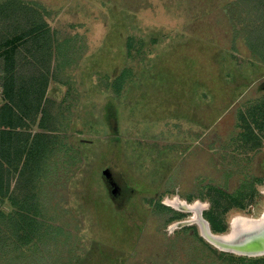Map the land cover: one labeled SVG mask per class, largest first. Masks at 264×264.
<instances>
[{
  "label": "rangeland",
  "instance_id": "obj_1",
  "mask_svg": "<svg viewBox=\"0 0 264 264\" xmlns=\"http://www.w3.org/2000/svg\"><path fill=\"white\" fill-rule=\"evenodd\" d=\"M30 8L59 43L46 94L55 102L47 124L58 131L40 180L21 181L23 193L36 195L30 207L41 223L20 244L0 219V264L264 258L219 249L200 223L212 228L209 212L227 209L214 217L228 232L235 215L258 218L264 210V77L250 87L245 79L257 78L262 65L230 68L231 81H218L227 74L218 70V51L232 53L233 32L248 24L245 12L235 16L231 0H0V17L15 12L31 29ZM251 27L255 53L263 50L253 55L258 61L264 20ZM230 54L228 66L246 61ZM218 110H225L220 119ZM16 152L9 160L19 167L5 163L3 187L9 179L13 189L26 169L28 152ZM174 195L205 209L165 205ZM0 211L18 208L0 193Z\"/></svg>",
  "mask_w": 264,
  "mask_h": 264
},
{
  "label": "trees",
  "instance_id": "obj_2",
  "mask_svg": "<svg viewBox=\"0 0 264 264\" xmlns=\"http://www.w3.org/2000/svg\"><path fill=\"white\" fill-rule=\"evenodd\" d=\"M30 11L36 13V17H30L26 22L31 29L21 27L23 17L15 12L5 15V18L0 17V88L4 100L0 104V193L18 208L14 214L6 215L0 211V219L10 224L9 229L17 235L20 244L28 237L29 228H33V224L41 223L36 217L39 210L30 207L36 204V195L23 193L21 181L26 179L36 184L40 180L48 151L54 146L58 131L56 126L47 124V120L53 115L55 102L48 99L46 93L55 46L59 43L54 39L50 26L44 21L43 14L35 8H30ZM262 104L264 106V102ZM30 124H37L44 132L32 133ZM260 128L264 130V124ZM12 150L20 152L21 155L28 152L24 163L26 169L20 172V179L13 189L9 179L3 187V176L7 171L5 163L13 167L15 165L16 169L19 167V164L9 160ZM2 188H5L4 192ZM226 210L220 211L221 214ZM217 211L209 212L212 229L215 233H225L228 227L214 217L215 213H220L219 208ZM173 214L172 219L176 218L177 213L171 211L172 216ZM209 250L210 253L218 255L217 249L209 246ZM238 261L245 264H264V258H239Z\"/></svg>",
  "mask_w": 264,
  "mask_h": 264
},
{
  "label": "crops",
  "instance_id": "obj_3",
  "mask_svg": "<svg viewBox=\"0 0 264 264\" xmlns=\"http://www.w3.org/2000/svg\"><path fill=\"white\" fill-rule=\"evenodd\" d=\"M231 3H232V5H234L238 8L237 11L234 12V15L238 16L239 13L245 12L244 16L246 17L248 24L246 25V27H245L246 30L244 32H241V29H237L236 31L233 32V35H232L233 37H232V42H231L233 44V46L230 48V51H232V53H231L232 55L229 53V51H227L228 48H224L223 46H221V50L218 51V70L224 69V70H226V73H227L228 72L227 70L230 68L234 69V67H235V69L238 70V68H237L238 66L242 67V68H244V67L246 68L254 62L260 63L262 65V68H263L262 71L263 72L257 78H255V74H252V75L247 74L246 75L245 79H247L248 77H251V80L248 79L249 81L247 82V85H246V86L250 87L251 85H254L260 78L264 77V58H260L258 61H257V59L254 58L253 55L257 53V52L255 53V51H259V49L257 47H255L250 40L251 38H253V35L250 32V30L252 29L251 26H253L255 23H258L259 21L264 20V0H231ZM239 7H241V8L245 7L246 10H242ZM248 19H250V20H248ZM218 38H221V36L219 34H218ZM241 39H244V40H241ZM256 40H258V39H256ZM254 43L256 44V41H254ZM218 45H220V44H218ZM262 52H263V50L259 53H262ZM259 53H257V54L259 55ZM227 54H230L229 56H231V57H234L233 54L236 56H241V57L245 58L246 61L239 62L235 58V61L234 60L231 61L230 66H228L227 65L228 61L224 57V55L226 56ZM222 56H223V58H222ZM263 56H264V54H262L261 57H263ZM219 79L223 80L224 82H226L228 80L231 81L230 80L231 76L227 73V74H225V76H222V75L218 76V81H219ZM239 94H237L236 98L239 96ZM234 99L229 100V102L225 106L226 108H223V109H227L229 107V105H231L230 103H232L234 101ZM223 111H225V110H218V116H217L218 119H220L224 115Z\"/></svg>",
  "mask_w": 264,
  "mask_h": 264
},
{
  "label": "water",
  "instance_id": "obj_4",
  "mask_svg": "<svg viewBox=\"0 0 264 264\" xmlns=\"http://www.w3.org/2000/svg\"><path fill=\"white\" fill-rule=\"evenodd\" d=\"M234 219V218H233ZM260 220V219H259ZM186 221L184 223H189ZM251 230L232 229V221L230 223L231 237H224L222 234H216L209 227V222L201 220V225L204 230L205 237L223 251H228L236 254H244L248 256L264 255V222L253 221ZM182 223V224H184ZM238 226V223H236ZM209 227V231H208ZM234 227V226H233ZM222 235V236H221Z\"/></svg>",
  "mask_w": 264,
  "mask_h": 264
},
{
  "label": "bare ground",
  "instance_id": "obj_5",
  "mask_svg": "<svg viewBox=\"0 0 264 264\" xmlns=\"http://www.w3.org/2000/svg\"><path fill=\"white\" fill-rule=\"evenodd\" d=\"M263 193H264V191H263ZM164 204L165 205L167 204V205L174 207V208H181L184 210H192V211H198V208H204L205 209V205L200 200L196 199L193 202H188L185 199H182L179 195H174L173 197H166L164 200ZM232 218H234V219H232ZM232 218H231L232 223H233L232 229L234 228L236 230L237 229L251 230L254 227L252 224V223H254L253 221H261L260 223L264 222V210L258 218H254V217L247 216L244 214H237ZM186 221H190V219L184 220V221L180 222L179 224H182ZM191 221L193 222V219ZM236 223H238V226L236 225ZM201 230L204 234V230L202 228V225H201ZM208 231H209V227H208ZM230 232H231V229L228 232L216 233V234H222V235H224V237H231Z\"/></svg>",
  "mask_w": 264,
  "mask_h": 264
}]
</instances>
